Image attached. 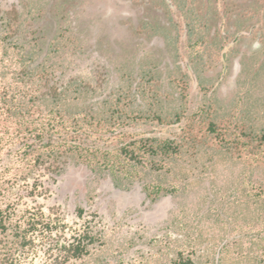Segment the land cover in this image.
Returning <instances> with one entry per match:
<instances>
[{"label": "trees", "instance_id": "obj_1", "mask_svg": "<svg viewBox=\"0 0 264 264\" xmlns=\"http://www.w3.org/2000/svg\"><path fill=\"white\" fill-rule=\"evenodd\" d=\"M72 1L55 0L50 10L54 28L47 41L39 29L26 38L24 21L15 8L0 15V264H14L41 228L51 236L53 230L40 209L36 213L19 209L14 198L19 182L33 179L37 187L40 171L58 176L69 164L83 165L119 189L138 183L144 196L156 201L176 194L198 163L234 159L240 160L241 168L232 181L237 195L230 218L251 226L254 233L221 242L213 250L207 245L200 252L176 247L162 264H264V94L253 96L264 76L260 51L249 61L242 60L232 94L219 99L209 90L221 46L214 0H171L176 19L167 0H131L147 9L149 4L162 9L164 21L148 18L135 30L160 35L172 50L173 65L161 66L147 55L135 68L120 72L117 86L92 100L100 84L78 76L58 81L50 70L51 57L68 39L62 24ZM258 11H253L255 16ZM13 38L20 44L10 47ZM181 38L185 58L177 54ZM43 46L45 54L34 58ZM10 48L17 50L15 66L8 61ZM192 77L200 103L188 110ZM152 125L178 130L165 135L149 129ZM140 126L146 129L138 131ZM217 215L219 219L221 212ZM94 241L97 237L83 229L54 243L49 247L53 253L49 264L81 258L87 243Z\"/></svg>", "mask_w": 264, "mask_h": 264}, {"label": "rangeland", "instance_id": "obj_2", "mask_svg": "<svg viewBox=\"0 0 264 264\" xmlns=\"http://www.w3.org/2000/svg\"><path fill=\"white\" fill-rule=\"evenodd\" d=\"M258 1L236 0L237 4L243 2L251 6L259 4ZM54 2L0 0V15L2 11L15 8L24 21L22 28L27 33L26 38L32 35L31 31L39 29L47 41L54 28L50 18ZM140 3L73 0L62 24L66 29L64 37L68 39L60 53L51 57L52 77L61 81L78 76L93 85L100 84V89L91 97L94 100L120 83L122 70L135 68L147 55L158 60L161 66L171 67L173 53L164 39L135 30L141 16L153 12H147ZM158 17L163 20L161 14ZM9 41L10 47L20 44L14 38ZM183 41L181 38L178 44L180 58L186 57ZM45 51V46L41 47L34 58L43 56ZM16 54V49H9L10 66L16 65ZM250 58L251 54L245 62ZM230 75L231 71L222 79L215 74L212 76L213 85L209 90L215 91L219 99L232 94L235 88L236 82ZM262 80L255 97L264 94V76ZM198 90L196 79L191 80L186 102L188 110L200 103ZM148 127L165 135L178 130L168 125ZM144 129L146 126L137 128L138 131ZM239 161L217 160L205 166L198 163L176 194L156 201L147 199L138 183L127 190L119 189L108 178L96 177L83 165L69 164L58 176L40 171L36 176L37 187L33 186V179L19 182L13 190L14 198L19 209L31 213L40 209L53 231L51 236L46 228L37 231L33 244L19 253L14 264H49L53 255L49 247L77 236L83 229L96 236L97 241L88 242L85 255L72 258L66 264H162L176 247H192L200 252L206 245L213 250L221 242L248 238L254 233L253 228L234 223L229 213L237 195L232 181L240 171ZM217 212H221L219 219Z\"/></svg>", "mask_w": 264, "mask_h": 264}, {"label": "flooded vegetation", "instance_id": "obj_3", "mask_svg": "<svg viewBox=\"0 0 264 264\" xmlns=\"http://www.w3.org/2000/svg\"><path fill=\"white\" fill-rule=\"evenodd\" d=\"M233 1L214 0L217 10L215 22L219 28L217 40L221 43L214 74L218 79H222L231 71L230 77L236 82L244 58L259 51L261 58L264 57V0H259V4L253 6L243 2L237 4L236 0ZM167 2L170 8L169 13L176 16L175 5L171 0H167ZM140 4L146 9V5ZM255 8H259V13L256 16L253 12ZM146 10L147 12L152 10V15L141 16V22L152 17L161 20L158 17L159 14L164 18L162 9L154 4H149V8ZM238 11L243 13L240 15L241 28L237 29L234 24ZM209 72H212V70H209ZM192 80H195V77H192Z\"/></svg>", "mask_w": 264, "mask_h": 264}]
</instances>
